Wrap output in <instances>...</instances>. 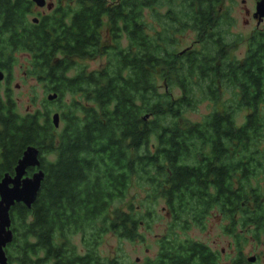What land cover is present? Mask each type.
Here are the masks:
<instances>
[{
  "label": "trees",
  "instance_id": "16d2710c",
  "mask_svg": "<svg viewBox=\"0 0 264 264\" xmlns=\"http://www.w3.org/2000/svg\"><path fill=\"white\" fill-rule=\"evenodd\" d=\"M160 1L55 0L30 18L31 0H0V70L25 53L27 72L47 92L84 101L72 99L55 128L48 110L19 114L10 96L0 100V176L28 146L38 149L44 173L34 203L15 205L9 262L100 264L96 246L104 234L134 240L152 215L112 207L132 180L152 202L162 199L170 216L156 257L139 264H217L205 245L178 237L204 228L213 208L228 220L227 232L238 236L239 226L264 244V28L237 60L222 33L223 0H166L163 19ZM186 27L199 45L177 50ZM97 56L106 57L101 68L75 69ZM206 100L214 107L202 120L186 117ZM76 235L82 252L72 244Z\"/></svg>",
  "mask_w": 264,
  "mask_h": 264
},
{
  "label": "rangeland",
  "instance_id": "374dc122",
  "mask_svg": "<svg viewBox=\"0 0 264 264\" xmlns=\"http://www.w3.org/2000/svg\"><path fill=\"white\" fill-rule=\"evenodd\" d=\"M45 1L49 3L55 0ZM244 1L242 3V0H223L220 4L221 12H225L228 16L227 23L222 26V33H224L227 42L234 45L231 54L237 60L244 58L248 46L247 37L257 28L255 20L250 17L251 12L254 11L256 0ZM44 6L34 5L30 18L38 14H45L47 9ZM168 6L169 3L166 0H161L157 3L156 13L160 15L161 19H163V15H166ZM228 7L230 9L229 14ZM245 9L249 10L250 15L245 14ZM146 14L149 27L155 25L156 22L151 14L149 12H146ZM261 27L263 26L259 25V28ZM195 35L196 32L193 29L186 27L181 35L177 36L178 44L176 49L182 50L192 45ZM28 59L29 57L25 53L20 52L16 54V63L13 65L9 82L0 83V100L6 98L3 97L4 92H6L14 101L17 113L24 114L36 111L43 113L44 110H48L50 118L53 113L57 112L60 115L61 111L66 110L67 105L71 103L72 99L84 102L78 95L69 93H66L60 99L48 100L47 95L53 92H47L43 83L36 80L35 77L27 72ZM105 62V56L84 58L76 62L75 69L82 67V69L89 72L101 68ZM75 69L68 74H74ZM172 92L175 96L180 94V90L176 87ZM230 96L229 90L221 92L223 101L228 104ZM213 107V104L206 100L199 102L195 110L188 111L185 115L192 121H200L206 114L212 111ZM245 113L246 110L237 112L236 123L238 125L243 122ZM59 127H62L61 120H59ZM45 157L51 159L53 156L46 155ZM258 181L264 194V180L259 176ZM254 184H256V180ZM147 191L142 186H139V182L132 180L123 200L116 201L113 204L112 207L117 206V208L120 207L122 210H127V206H131L133 209L140 210L143 214L146 209H149L152 211V215L149 216L147 222L143 221V224L138 228L140 236L134 240L119 238L111 232L104 234L96 246L100 264H139L145 259L155 256L159 238L168 233L170 216L167 214L164 201L159 199L152 202V198L148 196ZM225 224L226 221L216 211H212L206 219L204 228L193 226L185 233H178V237L181 239H192L209 245L219 253L220 261L225 264H228L237 255L246 258L252 255L258 256L261 253L263 246L254 242L251 239L250 233H246V230L243 231L239 226L235 228V234L238 236L226 233L224 230ZM72 244L77 247V251H83L79 235L72 237ZM254 264H264V256L261 257L259 262H255Z\"/></svg>",
  "mask_w": 264,
  "mask_h": 264
},
{
  "label": "water",
  "instance_id": "95a60500",
  "mask_svg": "<svg viewBox=\"0 0 264 264\" xmlns=\"http://www.w3.org/2000/svg\"><path fill=\"white\" fill-rule=\"evenodd\" d=\"M37 6H46L51 9L52 2L46 3L45 0H31ZM256 13L260 18L264 17V0L256 4ZM36 22L37 19L33 18ZM4 74L0 71V81L3 80ZM56 93H49L48 100H54ZM51 121L55 128L59 127V114L53 113ZM39 151L33 146H28L22 153L15 166V175L13 177L5 175L0 181V264H9L5 255L4 248L11 242L12 233L9 229L10 219L8 211L15 202H20L26 207H30L40 189L44 173L39 168ZM36 167L38 170L30 177H24L27 168ZM252 260V259H250Z\"/></svg>",
  "mask_w": 264,
  "mask_h": 264
},
{
  "label": "flooded vegetation",
  "instance_id": "af4514ba",
  "mask_svg": "<svg viewBox=\"0 0 264 264\" xmlns=\"http://www.w3.org/2000/svg\"><path fill=\"white\" fill-rule=\"evenodd\" d=\"M258 1H260V0H256V2H255V8H254V11H252L251 12V15H250V13H249V10H247V9H245V14L246 15H250V17H251V19H253V20H255V22H256V27L257 28H255L250 34H249V36L247 37V39H248V41H249V39L252 37V35H253V33L254 32H256V31H259V30H261V29H263L264 28V17H262V18H260L259 17V15L256 13V4H257V2ZM245 1L244 0H242V3H244ZM44 7H46V6H44ZM52 7H53V5H52ZM33 9L34 8H32V11H33ZM47 9V8H46ZM47 10H49V9H47ZM229 11H230V9H229V7H228V14H229ZM224 14H225V16L226 17H228L227 16V14L224 12ZM215 15V14H214ZM213 15V16H214ZM262 24V25H261ZM259 25L260 26H263V27H261V28H259ZM199 45V39L197 38V36L195 35V39H194V41H193V44L192 45H190V46H187V48H189V47H194V46H198ZM18 62V61H17ZM14 63H16V61L14 62ZM27 64H28V62H27ZM13 67L14 66H11V68L9 69V71H3V70H0V71H2L3 72V74H4V77H3V80L2 81H0V83L1 82H5V83H7V82H9V78H10V76L12 75V70H13ZM33 77H35V79L37 80V77L35 76V75H32ZM7 96V94H6V92H4V95H3V97H6ZM15 105V104H14ZM221 159H223L224 160V163H223V165L224 166H222L223 167V169H224V172H228V169H229V158L228 157H223V158H221ZM260 160L261 159H263L264 160V158H259ZM0 161H1V157H0ZM16 166V165H15ZM15 166H14V168H13V171L11 172V173H8V172H6V171H4L3 173H2V175L0 176V181H1V179L7 174V175H9V176H11V177H13L14 175H15ZM220 165H217V167H219ZM38 170V168H36V167H31V168H27L26 169V172H25V174H24V177H30L34 172H36ZM215 191V189L214 188H210V192L211 193H213ZM16 204H22V203H20V202H15L11 207H10V209H9V211H8V214H9V219H10V226H9V229H10V231H11V233H12V239H11V241L13 240V237H14V228L12 227V221H13V217H14V214H13V211H14V209H15V205ZM212 211H216L225 221H226V224H225V226H224V230L226 231V233H229V232H227L228 230H227V228H226V226L228 225V220L227 219H225L224 218V216H222L219 212H218V209L217 208H213V210ZM212 211H211V213H212ZM244 230H246L245 232L246 233H249L248 232V230L247 229H244ZM243 230V231H244ZM250 236H251V239L252 240H254V242H256V243H259V244H261L262 246H263V248H262V251H261V253L260 254H258V256L257 255H252V256H249V257H246V258H243V257H240L239 255H237V257H239L240 259H241V264H254L255 262H259L260 260H261V257L262 256H264V244L263 243H261V239L260 240H256L255 238H254V236H252L251 234H250ZM181 239V238H180ZM192 240V239H191ZM194 241V240H193ZM195 242H197V243H201V242H198V241H195ZM203 245H205L207 248H209L212 252H213V254L217 257V264H225V263H222L221 261H220V258H219V253H217L214 249H212L209 245H207V244H204V243H202ZM7 246V245H6ZM6 246H5V248H6ZM5 248H4V251H5ZM158 250H159V243H158V247H157V252H156V254H155V256L153 257V258H155L156 257V255H157V253H158ZM5 255H6V253H5ZM7 257V256H6ZM236 257V258H237ZM152 257H149V258H147V259H153ZM235 259V258H234ZM250 259H252V260H250ZM233 260V259H232ZM7 261H8V259H7ZM8 263L9 264H17V263H11V262H9L8 261ZM228 264H231V261L228 263Z\"/></svg>",
  "mask_w": 264,
  "mask_h": 264
}]
</instances>
